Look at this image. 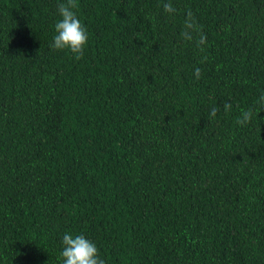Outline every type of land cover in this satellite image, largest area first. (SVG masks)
I'll list each match as a JSON object with an SVG mask.
<instances>
[{"label": "trees", "instance_id": "16d2710c", "mask_svg": "<svg viewBox=\"0 0 264 264\" xmlns=\"http://www.w3.org/2000/svg\"><path fill=\"white\" fill-rule=\"evenodd\" d=\"M60 2L0 0V264H264V0H77L79 60Z\"/></svg>", "mask_w": 264, "mask_h": 264}, {"label": "clouds", "instance_id": "9594fccd", "mask_svg": "<svg viewBox=\"0 0 264 264\" xmlns=\"http://www.w3.org/2000/svg\"><path fill=\"white\" fill-rule=\"evenodd\" d=\"M77 7V0H62L58 3L56 12L59 19L54 24L55 35L52 38L50 48L57 51L67 50L76 60H79L82 58L87 45L88 34L76 14ZM165 8L166 11H172L170 5H166ZM195 76L199 79V69L195 70ZM260 102L264 105V95L260 97ZM222 107L227 113L231 109V104L226 102ZM219 111L220 108L213 107L209 113L210 118H215ZM258 114L251 109L245 110L241 117L236 120V123L240 125L249 123L253 116ZM61 245L62 264H105V261L100 258L95 243L82 234L73 236L70 233H65Z\"/></svg>", "mask_w": 264, "mask_h": 264}]
</instances>
